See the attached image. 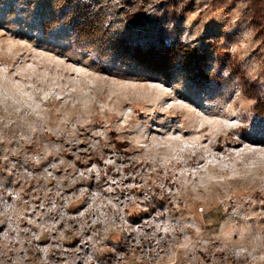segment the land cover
<instances>
[{
	"label": "rangeland",
	"instance_id": "374dc122",
	"mask_svg": "<svg viewBox=\"0 0 264 264\" xmlns=\"http://www.w3.org/2000/svg\"><path fill=\"white\" fill-rule=\"evenodd\" d=\"M0 264H264V0H0Z\"/></svg>",
	"mask_w": 264,
	"mask_h": 264
},
{
	"label": "trees",
	"instance_id": "16d2710c",
	"mask_svg": "<svg viewBox=\"0 0 264 264\" xmlns=\"http://www.w3.org/2000/svg\"><path fill=\"white\" fill-rule=\"evenodd\" d=\"M89 29V28H88ZM87 29V30H88ZM86 30V31H87ZM89 31H90V29H89ZM82 33H87V32H84V30H82L81 31ZM91 32V31H90ZM94 32H96V29H94V30H92V33H94ZM151 49V48H150ZM136 50V49H135ZM134 53V52H133ZM134 55H136L137 57H138V59H143V58H147V52H141L139 49H137V53L135 54L134 53ZM149 57V56H148ZM150 58V57H149ZM249 141L251 142V143H253V142H255L254 140H252V139H249Z\"/></svg>",
	"mask_w": 264,
	"mask_h": 264
}]
</instances>
